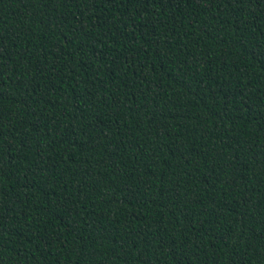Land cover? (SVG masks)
<instances>
[{"label":"trees","instance_id":"obj_1","mask_svg":"<svg viewBox=\"0 0 264 264\" xmlns=\"http://www.w3.org/2000/svg\"><path fill=\"white\" fill-rule=\"evenodd\" d=\"M0 264H264V0H0Z\"/></svg>","mask_w":264,"mask_h":264}]
</instances>
